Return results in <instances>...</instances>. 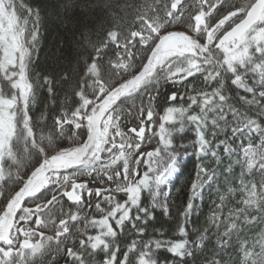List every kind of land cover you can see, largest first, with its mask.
<instances>
[{
	"label": "trees",
	"instance_id": "obj_1",
	"mask_svg": "<svg viewBox=\"0 0 264 264\" xmlns=\"http://www.w3.org/2000/svg\"><path fill=\"white\" fill-rule=\"evenodd\" d=\"M257 1L12 0L22 17L31 21L36 36L26 41L31 53L24 59L27 95L22 93L18 76L9 79L3 75L0 60V97L15 101V133L9 155L0 167V213L45 161L88 139L89 113L95 103L142 73L161 36L184 33L200 48L195 53L198 68L193 74L175 75L180 62L179 55L174 56L141 88L124 94L112 107L118 130L130 137L127 141L131 147L124 152L130 177L133 169L140 175L148 171V157L141 154L157 150L166 154L158 134L166 109H184L183 120L177 114L174 121L164 122L165 128L172 130L166 151L178 162V173L169 187L154 185L155 200L153 191L143 193L139 206L147 208L152 217L146 224L135 221L138 227L145 228L143 235L127 221L124 229L113 222L118 234L108 239V247L91 246L92 235L97 233L95 220L111 219L114 204L126 202L125 192L118 191L117 186L127 182L122 160L110 167L82 166L71 172V178L86 182L91 190V196L83 195L81 203L66 200L63 192L70 185L63 181L62 187L50 185L24 200L26 207L43 204L42 222L37 229L49 240L44 241L37 256L22 258L14 253L12 264H103L106 252L111 256L115 246L123 251L134 241L138 248L141 242L160 241V249L153 243L158 261L168 255L170 244L183 241L185 259H176L175 264H264L263 249L258 247L264 232V41H248L246 46L233 41L241 44L238 52L242 56L233 62L229 61L226 46H218L222 34L240 22ZM201 13L206 15L209 28L231 14L236 16L220 32L218 41L206 46L207 30L199 29L196 21ZM1 52L0 47V55ZM172 92L177 94L174 101L168 99ZM149 110L153 111L151 121L147 119ZM190 115L207 120L206 139L213 146L219 140L227 141L229 153L221 146L217 149L219 163L211 157L202 158L204 166L215 171L201 174L199 194L193 199L194 211L186 221L183 212L201 165L196 127L187 119ZM141 121L147 128L143 142L130 132L132 128L139 130ZM212 124L216 125L217 138L211 134ZM233 128L237 129L235 135ZM250 148L253 156L249 157ZM230 165L231 171H226ZM162 170L157 168V172ZM97 189L103 191L100 196L96 195ZM167 190L165 214L162 199ZM107 197L112 198L111 204ZM136 215L143 217L144 213L136 208L133 220ZM63 223L65 228L60 225ZM31 226L35 221L28 228ZM181 227L186 235H181ZM62 229L65 233L58 236ZM23 239L20 233L14 237L16 250ZM129 264H133L131 258Z\"/></svg>",
	"mask_w": 264,
	"mask_h": 264
},
{
	"label": "rangeland",
	"instance_id": "obj_2",
	"mask_svg": "<svg viewBox=\"0 0 264 264\" xmlns=\"http://www.w3.org/2000/svg\"><path fill=\"white\" fill-rule=\"evenodd\" d=\"M236 14H231L225 19L219 21L216 25L208 27L206 23V15L201 13L197 17V27H205L207 30V43L211 44L215 41H218V35L220 32L233 20L235 19ZM228 23V24H227ZM263 25L257 29L258 26ZM36 36L33 25L29 19L22 17L20 10L12 2V0H0V47H1V65L5 70L3 75L6 78H19V86L22 88V93L27 95L26 92V81L24 78V67H25V57H30V52L26 47L27 38L30 37L32 40ZM249 36V37H248ZM250 42H262L264 41V12L258 24L250 30L245 36H243L238 42H241L242 46H246V43ZM232 42L226 45V52L229 55V61L233 62L235 59H240V53L238 48L241 45L240 43ZM196 41L184 34L179 32L167 33L161 36L160 41L153 49L146 66L142 70V73L132 82L129 80L122 84L121 88H115L110 93L102 96L96 102L91 112L89 113V122H90V134L99 135L101 138V147L98 151L89 148L86 152H83L80 156V159L74 163H69V154L76 153L78 150L84 149L85 146L89 143L88 139L77 146L72 150H66L61 154L45 161L31 176V178L26 182V185L20 190L18 195L15 196L13 201L4 209L3 213H0V237L7 238L9 235L14 239L17 233H20L24 236V239L21 241L27 247H20L16 251L20 257H34L37 256L44 247V241L49 240L48 236H45L42 232H38V226L42 222V217L40 212L43 210L41 207L43 204H38L32 207H26L24 205V200L27 197H31L38 192L45 190L48 186L59 185L57 187H62L60 181H63V184L70 185L65 192L73 191V185H84L82 189H77V195H87L91 192L88 188L86 182L76 181L78 179L71 178L72 173L76 172L77 168L84 166L85 168L90 167V169L96 166H109L113 164V157L119 155V149H113L112 145H120L123 143L125 149H129L131 146L128 144L127 140H130V137L123 134V132L118 130V119L115 117V113L112 110L113 105L118 98L127 94L128 92L136 91L142 87L144 83L149 81L154 74L161 68L163 64L171 61L174 57L179 55L177 58L179 65L175 67V75L179 76H189L197 71L198 62L195 53L199 51L200 48H197ZM149 62H151V67H149ZM11 67L16 70H11ZM147 69V71H145ZM9 76V77H8ZM127 85L128 87H125ZM27 97V96H26ZM14 100H9L4 97H0V167L1 162L6 159L9 155V146L13 135L15 133L14 127V114L12 112ZM145 129V133L147 128ZM138 131V130H137ZM89 134V135H90ZM134 137L136 135L133 134ZM109 149H112L109 151ZM252 149L248 152L249 157L252 155ZM256 160V156L254 157ZM176 171L168 177V179L160 187H169L171 181L175 179L178 173V162L175 164ZM157 171V170H156ZM72 172V173H71ZM148 172V171H147ZM156 172H148L150 178H153V187H154V176ZM143 174L135 175V180H139L143 177ZM55 181V182H54ZM56 187V186H55ZM148 189H142L140 193V202L142 195ZM103 192V191H101ZM126 196L128 195L125 192ZM169 190L166 191V197L162 199V206L164 209L168 210L167 196ZM127 201V200H126ZM139 202V205H140ZM124 204V203H123ZM135 207L131 208L130 216L135 210ZM111 217V213L109 214ZM119 213H117V217ZM73 218L72 220H74ZM109 220V223L112 224L115 222L114 219L108 217L95 220L94 225L97 228V233L92 235L93 244H98L97 237L105 242L108 247L109 236L105 235L106 228L101 221ZM35 221V226L28 228L30 222ZM65 228V223L60 224ZM58 235L61 236L65 233V229ZM26 231V232H24ZM182 242V241H178ZM176 243V242H175ZM258 247L263 249V259H264V232L261 235ZM186 246V245H185ZM93 247V246H92ZM94 248V247H93ZM104 249V248H97ZM185 249V248H184Z\"/></svg>",
	"mask_w": 264,
	"mask_h": 264
},
{
	"label": "snow or ice",
	"instance_id": "obj_3",
	"mask_svg": "<svg viewBox=\"0 0 264 264\" xmlns=\"http://www.w3.org/2000/svg\"><path fill=\"white\" fill-rule=\"evenodd\" d=\"M262 4H264V0H262ZM149 67H151V62H149ZM147 71V69H145ZM174 83L178 81H173ZM236 81H233V84L235 85ZM125 87H128L125 85ZM170 101H174L177 99V94L175 92H172L170 96L168 97ZM191 104L196 105V101L194 99H191ZM86 104L87 101H84ZM177 114L179 115V118L183 120L184 118V109L183 108H176V107H168L166 109L165 115L161 117V120L163 121L159 125V136L161 143L165 146V155H161V152L159 150L155 152H147L146 155L148 157V172H156L154 176V184L158 188L159 185L163 184L168 177H170L173 172L176 171V160L175 157L171 155V153H167V147L171 144L170 137L172 135L171 129L165 128L164 122H172L177 118ZM153 117V111L149 110L147 113V119L149 121L152 120ZM188 121L195 125L196 132L198 135V152L197 155L201 158V165H198L197 167V173H196V182L192 184V196L189 198V201L187 203V207L185 211L183 212V216L185 217L186 221L187 218L192 214L194 211L193 207V199L199 194L198 189L200 188V185L198 181L201 178V174L207 175L210 171L214 174V169L209 170L206 168L203 164V157H211L212 159L216 160L217 163L220 162V152L217 150L221 146H223V151L228 154L229 153V145L227 141L219 140V142L213 146L212 141L206 139L205 137V130L206 125L208 124V121L205 120L201 115H190L187 117ZM57 123L59 124L60 121L58 120ZM143 121H141V126L139 127V130L137 131L135 128L130 129L131 132H134L136 135V138H138L139 141L143 142L145 140V129L143 127ZM79 127V125H77ZM212 136L214 138L216 137V125L212 124ZM233 134L237 132V129H232ZM89 143L85 146L84 149L78 150L76 153L69 154V163H74L75 161L80 159V156L83 152H86L89 148L94 149L95 151H98L101 147V138L99 135H89L88 137ZM125 145L121 143L120 145L113 144V149H119V155L113 157V163H116L118 161H123V178L124 181H126V184L118 185L117 190L118 191H124L127 195V201L124 204L121 203H115L112 207L111 212V218L115 220L116 227L119 229H124L125 222H129L132 226V228L139 233L140 235H143L145 232L144 227H138L135 223V221H142V223L146 224L149 219H151V213L147 208H142L139 206L140 202V193L142 189H148L149 191H153V178H150L148 175V172H145L143 177L139 180H135V175L137 173L133 169L131 172V177L129 175V166L127 163L126 155L123 151ZM140 148V143L137 142L135 144V149ZM112 149H109L111 151ZM154 157H157L158 159H153ZM170 161V162H168ZM137 164L140 163V160L137 159ZM111 165H109L110 167ZM157 168H162V171L157 172ZM226 171H231V165L226 169ZM117 178L119 179L121 176V172L118 171L116 173ZM109 180L112 179L111 176L108 177ZM84 185H73V191L72 192H66L64 193L65 198L71 202V203H79L82 200V195H77L76 190L82 189ZM89 196H91V192L88 193ZM96 195L100 196L101 192L99 189L96 191ZM109 200V203L111 204L112 198L107 197ZM153 199L155 200V192L153 191ZM135 207L137 208L138 212L144 213V216L141 217L140 215H136L135 219L130 216L131 208ZM117 213H119V216L117 217ZM165 214H167V209H165ZM105 225L106 232L105 235L109 236L111 238H115L118 234L116 230H114L113 226L109 223V220L101 221ZM181 235H186L185 230L183 227L180 228ZM98 241V244H93L92 246L94 248H107V245L103 240H101L99 237L96 238ZM83 243V242H82ZM153 243L156 249H160L162 247V243L160 241L152 242V241H146L141 242L139 244V248L137 245V242H133L132 244L128 245L125 250L121 251L119 247L115 246L111 256L107 255V252L105 253V258L103 259V264H129V258L133 260V264H175L176 259L184 260L185 259V243L182 242H176L170 244V246L167 247L166 251L168 255L162 256L160 261L156 259L155 253L153 252ZM17 244V241H15L11 235H9L7 238L0 237V264H12V255L13 252L16 251V248L14 245ZM20 247H27V245L23 244V242H19ZM69 254L71 255V249L68 250ZM118 253L120 254L118 256ZM134 254V255H133Z\"/></svg>",
	"mask_w": 264,
	"mask_h": 264
},
{
	"label": "water",
	"instance_id": "obj_4",
	"mask_svg": "<svg viewBox=\"0 0 264 264\" xmlns=\"http://www.w3.org/2000/svg\"><path fill=\"white\" fill-rule=\"evenodd\" d=\"M263 10L264 4H262V0H259L249 9L243 20H241L237 25L232 27L221 37V40L218 45L221 47L227 44L229 41L239 39L244 33H246L255 24H257L260 17L262 16ZM131 133L135 135L134 132Z\"/></svg>",
	"mask_w": 264,
	"mask_h": 264
},
{
	"label": "bare ground",
	"instance_id": "obj_5",
	"mask_svg": "<svg viewBox=\"0 0 264 264\" xmlns=\"http://www.w3.org/2000/svg\"><path fill=\"white\" fill-rule=\"evenodd\" d=\"M247 12H248V11H247ZM263 12H264V10H263ZM243 19H244V18H243ZM243 19H242V20H243ZM237 24H238V23H237ZM237 24H235V25H237ZM235 25H234V26H235ZM234 26H233V27H234ZM223 46H224V45H223ZM223 46H221V47H223ZM66 200H67V199H66ZM67 201H68V200H67ZM68 202H69V201H68ZM81 202H82V200H81L79 203H81ZM69 203H71V202H69ZM79 203H71V204H79Z\"/></svg>",
	"mask_w": 264,
	"mask_h": 264
}]
</instances>
